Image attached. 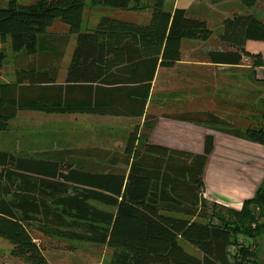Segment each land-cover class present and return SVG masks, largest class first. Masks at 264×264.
<instances>
[{
  "label": "trees",
  "instance_id": "trees-1",
  "mask_svg": "<svg viewBox=\"0 0 264 264\" xmlns=\"http://www.w3.org/2000/svg\"><path fill=\"white\" fill-rule=\"evenodd\" d=\"M23 1L0 0L5 2L0 8L1 44L8 38L12 52L27 58L13 83H0V125L19 111L140 118L153 71L173 68L181 60L183 41L205 43L213 36L205 21L190 19L183 9L166 10L165 3L174 0H154L145 26L103 17L85 32L81 29L86 0H38L28 5ZM225 1L231 0H208L213 5ZM233 1L251 9L258 0ZM91 7L146 9L142 0H91ZM56 21L68 27L76 42L62 83L64 52L53 51L52 46L66 48L69 38L54 39L48 33ZM249 41L264 43V23L253 15L226 19L218 43L234 51H210L208 60L239 67ZM251 58L262 66L261 56ZM5 60L0 49V66ZM147 62L152 70L142 79L145 84L129 87L141 80L137 70ZM129 74L133 76L126 77ZM102 85L111 88L100 94ZM106 94L115 106L99 103ZM209 118L211 123H223ZM228 133L264 147V129ZM212 151L211 136L198 155L149 143L147 133L136 127L123 152L126 170L115 169V162L103 171H90L61 158L0 152V239L24 264H49L32 236L33 225L45 235L112 249L114 264H231L232 235L252 221L251 206L264 211V182L241 210L216 206L224 212L217 215L221 224L201 221L206 213L203 173ZM181 243L199 255H190Z\"/></svg>",
  "mask_w": 264,
  "mask_h": 264
},
{
  "label": "rangeland",
  "instance_id": "rangeland-1",
  "mask_svg": "<svg viewBox=\"0 0 264 264\" xmlns=\"http://www.w3.org/2000/svg\"><path fill=\"white\" fill-rule=\"evenodd\" d=\"M37 1L25 0L22 4L28 5ZM4 6L5 2H0V8ZM257 10L264 11V6L260 4ZM105 14L95 11L93 13L91 0H86L81 32L87 29L88 16L91 15V21L95 20L96 23ZM259 21L264 23V18ZM48 33L54 34L56 39L64 40L65 34L68 38H74L69 35L68 27L59 21L54 23ZM69 44L70 39L67 45ZM210 44V49L203 54L206 61H209L210 51H234L218 43V31L214 32ZM0 49L6 55L5 62L0 66V83H13L16 80V71L26 66L27 58L22 53L12 52L8 38L4 44L0 41ZM245 52L246 56L236 68L192 69L195 73L192 85L181 86L179 83V87H176L172 83L164 92L158 84L154 104H159L164 109V104L167 103L169 106L165 110L188 113L183 116L185 119L204 125L210 130L230 128L244 132L248 129H264V43L249 41L244 46L243 53ZM254 56L262 57L261 67L258 66L260 60L251 58ZM62 71L63 68L59 71V78ZM171 89L175 96L168 94L165 97L164 93ZM209 116L223 123H211ZM136 127L139 128L81 115L19 111L13 119L0 125V152L39 159L61 158L90 171H103L115 162V169L126 170L123 152L128 136ZM202 198L206 203V213L201 221L221 224L217 215H224V212L216 208L219 204L204 196ZM94 205L101 210L113 211ZM250 212L252 221L246 227L238 228L237 233L232 235L228 251L231 264H264V211L251 206ZM31 233L49 264H114L116 252L105 246L45 235L36 225L31 227ZM181 245L190 255H199L192 246L186 243ZM0 264H24L11 256L10 244L2 239Z\"/></svg>",
  "mask_w": 264,
  "mask_h": 264
},
{
  "label": "crops",
  "instance_id": "crops-1",
  "mask_svg": "<svg viewBox=\"0 0 264 264\" xmlns=\"http://www.w3.org/2000/svg\"><path fill=\"white\" fill-rule=\"evenodd\" d=\"M153 1L142 0V5L146 8L142 11H120L105 7H94L92 8V12H104L107 18L145 26L151 19L150 7ZM260 4L264 6V0H258L256 5L251 9L233 0L215 5L210 4L208 0H174L167 1L165 3V9L169 11L174 9L185 10L187 17L190 19L205 21L214 35L215 31H220L221 24L226 19L241 15H253L258 20L264 18V11L257 10ZM91 18V15L87 18L86 31L92 30L103 17L97 19L96 23H94L95 20L92 22ZM53 36L55 39L54 34ZM69 39L71 44L67 45L66 48H61L58 45L52 46L53 51L59 50L64 52L61 61V68L64 71L61 72L59 78L60 83L64 81L66 69L76 43L75 37L73 38L74 40L71 37ZM210 45V40L205 43L199 41H183L181 44V60L173 68H157L153 71L151 90L142 117L136 118L109 114L74 115L100 118L129 127L138 126L140 132L147 133L149 143L191 154H203L206 137H213V151L208 157L203 173L202 196H206L213 203L218 202L221 206L239 211L245 201L254 197L255 192L261 186L262 182H264V147L228 133L240 130L230 128L228 130H210L204 125L180 118L187 116L188 113H175L168 109L165 110L169 106L166 105L167 103L164 104V109L161 105L154 104L158 84H160V90L164 92L172 83L176 87H179V83L181 86L194 84L192 81L195 73H193L192 69L223 68L229 70L236 68L215 65L204 60L203 54L210 49ZM140 69L142 71H139ZM150 70H152V66L150 68L149 62L146 64L142 63V66L137 70V76H140L141 80L138 81L137 85L130 84L128 86L135 87L144 85L145 82L142 79L148 78ZM132 76V74H129L126 77L131 78ZM109 88L111 87L102 85L100 94ZM172 89L164 93L165 97L168 94L175 96ZM122 99L123 101L125 100V98ZM126 100L129 102L128 98ZM136 100H140V98H136ZM112 102L113 100L108 97V94L100 97L99 100V103L106 107L115 106Z\"/></svg>",
  "mask_w": 264,
  "mask_h": 264
},
{
  "label": "built area",
  "instance_id": "built-area-1",
  "mask_svg": "<svg viewBox=\"0 0 264 264\" xmlns=\"http://www.w3.org/2000/svg\"><path fill=\"white\" fill-rule=\"evenodd\" d=\"M205 198H206V196H204ZM216 203H218V202H216Z\"/></svg>",
  "mask_w": 264,
  "mask_h": 264
}]
</instances>
